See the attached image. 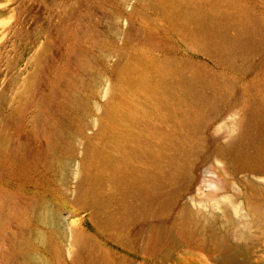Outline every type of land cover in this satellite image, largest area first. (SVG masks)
<instances>
[{"label":"rangeland","instance_id":"374dc122","mask_svg":"<svg viewBox=\"0 0 264 264\" xmlns=\"http://www.w3.org/2000/svg\"><path fill=\"white\" fill-rule=\"evenodd\" d=\"M256 208L264 0H0V264H264Z\"/></svg>","mask_w":264,"mask_h":264},{"label":"bare ground","instance_id":"6f19581e","mask_svg":"<svg viewBox=\"0 0 264 264\" xmlns=\"http://www.w3.org/2000/svg\"><path fill=\"white\" fill-rule=\"evenodd\" d=\"M264 217L263 209L256 208L255 210V219H262ZM182 241L180 236L176 238V240H171L167 244V249L163 251L158 257L160 258V264H176L173 262L172 256L176 254L178 251L182 249ZM157 240H150L148 244L145 246L147 251H150L157 244ZM215 251L218 253V262L221 264H252L251 256L246 255L248 259L245 262H236L235 259L239 256V249L236 247L229 246L223 242H218L215 246ZM84 244L81 241H77V248L71 252V258L76 264H97L93 261L87 260L84 254ZM257 259V258H255ZM254 263V262H253ZM46 264V263H45ZM219 264V263H218Z\"/></svg>","mask_w":264,"mask_h":264}]
</instances>
